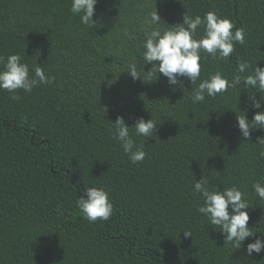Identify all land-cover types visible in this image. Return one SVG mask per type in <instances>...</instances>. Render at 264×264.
I'll return each instance as SVG.
<instances>
[{
	"label": "trees",
	"instance_id": "obj_1",
	"mask_svg": "<svg viewBox=\"0 0 264 264\" xmlns=\"http://www.w3.org/2000/svg\"><path fill=\"white\" fill-rule=\"evenodd\" d=\"M71 2L0 0V55L19 54L30 70L38 64L56 78L18 91L16 101L0 90V264H237L248 243L264 239V200L252 189L264 181V146L255 144L264 130L245 141L236 120L256 90L229 89L194 105L196 85L186 79L183 92L162 74L133 81L123 71L133 62L142 70L144 24L155 9L162 28L184 13L215 11L245 30L227 62L201 60V80L217 71L230 80L244 61L264 67V0H98L95 29L71 13ZM260 110L248 107L247 118ZM117 116L158 126L147 140L134 136L147 153L138 164L113 138ZM201 177L247 194L256 234L239 250L197 212L203 200L192 185ZM101 186L114 215L89 223L76 202ZM244 264H264V251Z\"/></svg>",
	"mask_w": 264,
	"mask_h": 264
},
{
	"label": "clouds",
	"instance_id": "obj_2",
	"mask_svg": "<svg viewBox=\"0 0 264 264\" xmlns=\"http://www.w3.org/2000/svg\"><path fill=\"white\" fill-rule=\"evenodd\" d=\"M97 3L98 0H72L70 11L79 16L82 25L95 29L99 26L97 20L93 19ZM161 25L168 24L161 20L157 9L149 12L143 29V68L138 70L137 63L133 62L123 71L133 81H143L145 75L154 76L158 80V74H162L169 85L179 86L184 92L186 79L196 85L191 87L189 96L194 105L203 103L206 97L222 95L229 89L250 87L256 91L248 95V107L264 109V67H258L257 63L254 68L248 61L239 63L230 80L219 71L201 80V60L210 56L227 62L235 51V44L245 43L246 33L243 28H236L229 19L219 16L215 11L195 17L184 13L182 23L169 25L168 28H162ZM201 28L202 34L198 31ZM148 64H151V68L145 72L144 66ZM55 79L41 65L36 64L30 70L19 54H11L6 58L0 55V90L10 93V98L14 101L20 98L16 94L18 91L30 93L40 85L54 84ZM197 81L200 82L197 84ZM257 93L259 99L256 98ZM248 107L242 111L243 115H236L237 127L245 141L251 140L252 131L264 130V110L254 112L249 120L246 115ZM111 123L114 126L113 138L120 144L124 154L133 164L142 162L147 153L143 144H137L134 136L144 137L146 140L154 137L157 124L152 118L145 121L140 117L133 126H128L122 116H117L115 122ZM256 140L255 144L264 146V136H258ZM259 158H264V147H261ZM192 189L203 200L197 206V212L206 218L210 226L220 229L224 245H231L233 249L239 250L247 238L256 234L248 226L250 216L247 209L251 205L247 194L238 187L223 188L221 191L217 187H211L209 181L201 177L199 180L195 179ZM252 189L260 200H264V181H256ZM76 203L82 217L89 223L108 221L114 215L109 191L103 186L85 188ZM183 233L185 237H191V232ZM262 251L264 239L257 238L247 244V255L236 260L237 264H244L253 252L259 254Z\"/></svg>",
	"mask_w": 264,
	"mask_h": 264
}]
</instances>
